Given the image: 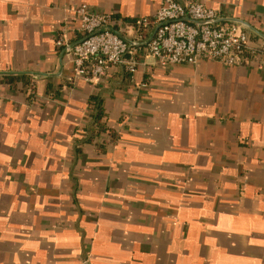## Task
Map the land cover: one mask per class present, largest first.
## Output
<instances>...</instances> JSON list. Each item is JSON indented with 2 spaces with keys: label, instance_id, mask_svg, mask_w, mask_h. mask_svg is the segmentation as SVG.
<instances>
[{
  "label": "crops",
  "instance_id": "obj_1",
  "mask_svg": "<svg viewBox=\"0 0 264 264\" xmlns=\"http://www.w3.org/2000/svg\"><path fill=\"white\" fill-rule=\"evenodd\" d=\"M203 1L264 50V0ZM84 4L130 26L161 0H0V264H264L263 60L86 81L58 45Z\"/></svg>",
  "mask_w": 264,
  "mask_h": 264
},
{
  "label": "built area",
  "instance_id": "obj_2",
  "mask_svg": "<svg viewBox=\"0 0 264 264\" xmlns=\"http://www.w3.org/2000/svg\"><path fill=\"white\" fill-rule=\"evenodd\" d=\"M74 13L82 37L70 45L63 29L58 45L66 46L76 76L86 81L104 77L111 67L134 74L135 57L141 51L162 67L196 65L205 59L233 67L250 57H260L264 63V50L251 47L250 33L236 21L223 20L203 0H161L152 19L130 26L86 4L76 7ZM128 31L134 38L127 36Z\"/></svg>",
  "mask_w": 264,
  "mask_h": 264
},
{
  "label": "water",
  "instance_id": "obj_3",
  "mask_svg": "<svg viewBox=\"0 0 264 264\" xmlns=\"http://www.w3.org/2000/svg\"><path fill=\"white\" fill-rule=\"evenodd\" d=\"M236 22H238L239 24H241L242 25V27L245 29V30H248L249 31V27H247V26H245V25H243L244 23H242V22H240V21H236ZM154 33H155V30H153L151 33H150V38L154 35ZM259 35V34H258ZM261 36V35H260ZM123 37V36H122ZM124 38V37H123Z\"/></svg>",
  "mask_w": 264,
  "mask_h": 264
},
{
  "label": "trees",
  "instance_id": "obj_4",
  "mask_svg": "<svg viewBox=\"0 0 264 264\" xmlns=\"http://www.w3.org/2000/svg\"><path fill=\"white\" fill-rule=\"evenodd\" d=\"M114 17V16H113ZM114 19H116L115 17H114ZM245 56H249V54H245ZM100 118H101V114L98 116V119H97V123L99 124V122H100Z\"/></svg>",
  "mask_w": 264,
  "mask_h": 264
}]
</instances>
